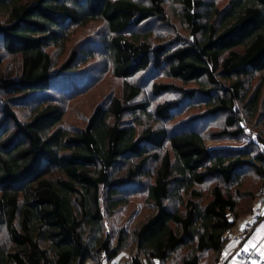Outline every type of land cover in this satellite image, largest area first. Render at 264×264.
I'll return each mask as SVG.
<instances>
[{
    "label": "trees",
    "instance_id": "obj_1",
    "mask_svg": "<svg viewBox=\"0 0 264 264\" xmlns=\"http://www.w3.org/2000/svg\"><path fill=\"white\" fill-rule=\"evenodd\" d=\"M167 1L184 33L160 39L149 21L171 25ZM93 25V43L54 70L51 48L64 52ZM101 47L121 94L70 128L46 92H78L79 63ZM3 54L17 69L0 76L11 94L0 100V264L102 263L122 252L130 264H204L206 251L220 263L229 232L264 191V0H0V68ZM242 135V147L207 144ZM128 187L153 209L113 246L103 221Z\"/></svg>",
    "mask_w": 264,
    "mask_h": 264
},
{
    "label": "rangeland",
    "instance_id": "obj_2",
    "mask_svg": "<svg viewBox=\"0 0 264 264\" xmlns=\"http://www.w3.org/2000/svg\"><path fill=\"white\" fill-rule=\"evenodd\" d=\"M218 4H225L228 0H214ZM171 2L167 1L168 7V15L169 21L171 23L170 26L163 24L160 21L150 20L149 24L155 30L157 38L168 37L174 33H179L183 35L184 27L181 29L180 22L178 21L179 9L178 7L172 8ZM100 25H93L90 28H80L77 29L72 35L71 40L68 42L67 47H65V51L60 53L58 47H52L51 52L55 58V67L54 70L61 71V65L67 61L68 56L75 47L80 48L81 44H86L87 47L93 43L94 38L91 36L98 35ZM179 30V31H178ZM182 31V32H181ZM105 33V32H103ZM92 47L97 46L92 44ZM101 51L95 52L94 58H92L89 62L79 63L78 70L76 71V75L79 79H85V82H82L83 85L77 83L78 92H71L70 96H67L66 93L68 90L63 86L59 85L58 87L49 90L46 92L47 97H54V100L60 101L63 103L66 115L64 118V124L70 128H81L84 127L87 123V120L94 110V108L100 104L101 102H105L106 99L110 96L121 94L123 81L121 79L115 78L111 72V69L106 68L105 61L107 60L104 48H100ZM17 69V65H15V60L10 55L3 54V63L0 68V76L8 77L11 74L14 76L15 71ZM66 72V71H65ZM64 72V73H65ZM62 74V73H61ZM61 74H58L55 78H58ZM140 76V75H139ZM138 76V77H139ZM160 77L159 79H163L162 73L157 75ZM256 79L259 80L258 74H255ZM165 77V76H164ZM164 78L163 80H165ZM146 77H143L145 84L144 96L152 99V102L155 104L159 99L152 94L151 88L149 87V81H145ZM58 81H62L66 83L64 78L59 79ZM256 83L253 84V88H255ZM84 89V90H82ZM85 92H82V91ZM82 92V93H81ZM80 93V94H75ZM264 93V87H263ZM75 94V95H74ZM73 95V96H72ZM172 97L176 96L174 92H171ZM11 94L7 93L6 90H0V100L9 99ZM157 98V100H156ZM26 102H29V99L25 98ZM33 102V101H32ZM16 107L17 112L22 118H25V115L29 114V109L26 108L25 104H19ZM264 111V109H263ZM256 121V119H255ZM263 126H264V117H263ZM143 125H147L145 121L142 122ZM262 129V126H260ZM249 137L245 135L240 136L239 138H230V137H221L216 140H208L207 144L210 147H226V148H236L244 146ZM257 177L252 173L249 177L246 178L245 183L250 187L256 185ZM126 190L125 196L127 197V202L123 204L113 215H106L103 221V236H109L111 239V243L113 246H116L119 240V237L122 233H131L134 228L152 211L153 207L150 205L146 193L140 190L138 187L132 188H124ZM254 202V209L252 212L245 214L237 219L236 225L230 231L232 232L239 231L244 222H253L254 214L258 205V198ZM244 203L245 200H244ZM243 203V204H244ZM255 233H258L256 231ZM229 234V235H230ZM6 239L5 231L0 228V241ZM127 249V248H126ZM128 250V249H127ZM126 253H120L124 262H129V257L124 255ZM204 264H217L215 261L216 252L206 251L204 254ZM219 263V262H218ZM85 264H101L99 259H89Z\"/></svg>",
    "mask_w": 264,
    "mask_h": 264
},
{
    "label": "built area",
    "instance_id": "obj_3",
    "mask_svg": "<svg viewBox=\"0 0 264 264\" xmlns=\"http://www.w3.org/2000/svg\"><path fill=\"white\" fill-rule=\"evenodd\" d=\"M264 210V191L258 197V205L254 214V221H246L240 232L232 235L234 246L229 252H223L219 264H225L229 258H235L242 264H264V257L258 251L256 246L248 245L250 233L258 226L256 222L262 218V211ZM125 255V254H124ZM101 264H130L124 262L122 256L119 254L111 259H103Z\"/></svg>",
    "mask_w": 264,
    "mask_h": 264
},
{
    "label": "crops",
    "instance_id": "obj_4",
    "mask_svg": "<svg viewBox=\"0 0 264 264\" xmlns=\"http://www.w3.org/2000/svg\"><path fill=\"white\" fill-rule=\"evenodd\" d=\"M262 218L263 219H261V222L258 224V226L250 233V236L248 239V245L256 246L260 254H262L264 257V210L262 211ZM244 224L245 222L242 224L241 229L243 228ZM241 229L239 231L232 232L230 234L231 241L228 244V246L224 249L223 252L225 251L229 252L232 249V247L234 246V242L232 241V235L240 232ZM256 231H258V233H255ZM225 264H242V263L232 257L226 260Z\"/></svg>",
    "mask_w": 264,
    "mask_h": 264
}]
</instances>
